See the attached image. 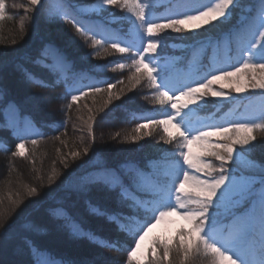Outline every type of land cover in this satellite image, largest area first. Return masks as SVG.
<instances>
[{
	"label": "snow or ice",
	"instance_id": "snow-or-ice-1",
	"mask_svg": "<svg viewBox=\"0 0 264 264\" xmlns=\"http://www.w3.org/2000/svg\"><path fill=\"white\" fill-rule=\"evenodd\" d=\"M40 3L41 0H27V6L14 4L12 7H24L29 13ZM237 3L238 0H177L163 18L153 13L155 0H95L82 9H72L63 0H57L48 10L50 17L70 22L79 36L90 41V46L96 49L95 55L100 56L101 50L104 54L120 53L121 60L115 62L112 71L128 69L132 88L144 82L152 90L151 101L160 106L159 115L136 124L133 131L124 136V142L136 143L151 135V131L145 129L162 128L160 139L176 146L175 151L165 157L164 163L156 166L150 181L146 183L139 179L149 199L123 195L131 188L128 173L132 166L129 165L110 167L96 161L92 172L72 178L77 192L100 186L119 189L122 199H130L135 215L116 218L121 230L132 238L126 264H195L198 260L203 264H264V167L250 159L257 146L253 143L257 140L255 133H264V0H261L257 16L237 33L235 63L213 62L206 71L197 68L181 77L174 74V63L161 64L157 55L158 50L165 47L161 34L167 30L198 35V30L206 25L228 21ZM110 7L120 8L130 20L129 37L98 31L94 23L83 19L90 14L99 16ZM7 10L6 0H0V22L12 19ZM51 52L56 54L50 56ZM41 58H51L52 65L45 66L61 71L67 83L68 65L58 50L46 46ZM31 78L35 80L34 76ZM116 84H123V80H117ZM116 84L107 83L105 87L92 84L80 88L68 84L70 101L66 108L71 109L90 95L95 103L96 97L104 93L106 97H101L103 103L99 108L103 111L113 100L121 98L123 89L113 91ZM214 85L220 87L214 88ZM249 88L260 90L262 99L245 106L238 118L206 123L196 116L198 104L206 95L228 100L231 92L240 94ZM84 107L89 113L93 111L86 104ZM94 121L95 116L89 115L88 133L93 143ZM25 134L32 135L30 132ZM26 143L35 149L39 141L21 139L12 155L25 157ZM89 151V147L84 146L82 152L72 151L69 155L75 160L87 156ZM64 167L68 164L64 163ZM257 168L259 178L254 174L246 175L242 170ZM55 175L53 170L48 177L50 184ZM27 194L31 197L38 194V190L30 187ZM246 201L250 206L237 214L234 210ZM8 212L7 209L0 210V223L5 221ZM172 216H179L186 222L185 226L178 228L173 236L153 237L145 246L149 233L157 225L167 223ZM73 232L83 234L78 227H74ZM37 264H55V261L40 258Z\"/></svg>",
	"mask_w": 264,
	"mask_h": 264
},
{
	"label": "trees",
	"instance_id": "trees-1",
	"mask_svg": "<svg viewBox=\"0 0 264 264\" xmlns=\"http://www.w3.org/2000/svg\"><path fill=\"white\" fill-rule=\"evenodd\" d=\"M14 2L15 5L27 6V0H6L8 16L12 19L6 18L0 22V96H6L10 99L21 112L37 114L39 118H43L46 114V118L52 119V122L55 121L58 125L54 128L51 138L46 141H39L35 149L29 145V152H33L31 158L15 157L12 155L14 150L10 144V116L0 104V158L4 162L3 169H8L9 177H7L6 182L11 183L15 180L19 182L20 179L27 177L28 182L30 181L28 173L30 174L32 171V173H38L40 176V172L43 171V179L37 178L30 183L31 187L37 188L38 194L36 195L39 200L41 199L35 204V208L45 212L48 224L52 225L54 232L63 236L67 242L70 241L77 245L84 244L94 248L97 253L95 251L94 254L91 253L87 260H77L73 257L77 255H72L69 251L63 253L56 247H51L50 244L43 241V239H47L48 231L43 228L33 231L34 221L31 220L34 218L24 217V215L19 216L20 225L18 227L15 218L11 219L12 215L5 219L7 221L11 219V222L2 230V233H6L5 229L7 231L9 229L14 241L17 239L21 242L18 247L22 248L23 254L21 253V255H23L26 264H37V253H45L51 259H58L55 260V264L62 262L77 264V261H84V263L80 262L83 264H123L126 262L127 247L132 238L128 233L121 230L116 218L120 215H135L130 199H122L119 189L109 190L100 186H90L77 192L72 178L92 172L96 161H101L110 167L142 165L150 160H153L155 165L160 158L164 161L165 157L175 151L176 146L174 143L165 144L160 139L163 135L161 128L145 129V131H151V135L136 143L124 142V136L131 133L136 124L143 122L145 118L158 116L160 106L152 103V90L146 83L141 82L132 88L128 80L131 72L128 69L112 71L115 62L121 60L120 53L111 51L110 54H104L101 50L100 56L95 55L96 49L90 46V41L79 36L70 22L50 17L47 13L49 8L54 5V0H41V3L29 13L25 12L24 7H19V9L12 7ZM64 2L72 9H82L95 3V0H64ZM176 2L177 0H155L154 9L172 6ZM260 5L261 0H238L237 6L232 10V15L228 21H215L206 25L198 30V35L175 33L167 30L161 34L165 47L158 50L157 55L160 57V63H174V72L185 70L193 62L191 61L193 51L200 49V56L196 59L195 64L197 68H201L205 64L210 49L213 46H219L223 41L229 43L233 37L236 38L237 33L241 32L251 22ZM83 19L100 26L101 29L110 27L126 35L130 33L131 22L123 10L117 7H110L99 16L90 14ZM22 23L23 28L21 27ZM13 41L15 42L13 43ZM46 46L58 50L59 54L68 61L72 71L100 75L106 81L102 87H105L107 83L116 84L117 80L122 79L123 84H116L113 89L114 92H120V89H123L121 98L113 100L108 107L118 111V108L124 110L128 108L127 106H132L142 112L143 119L134 122V127L127 126L125 129L122 126L124 131L117 136L116 131L104 132L108 126L111 128L110 130L119 126V124L113 123L117 117L114 115L115 111H99L103 101L99 105L98 103L95 104L91 95L82 98L71 109L66 108L70 101L69 98L64 97L62 103H59L57 98L50 100L45 105V108H48L45 114L36 113L27 106L24 108L18 101L13 100V96L6 92L1 77L5 71L10 69L20 76L25 86H30L47 96H54V93L56 96L59 95V90L53 87V85H57L56 80L59 79V73L52 67H45L46 60L41 58V52ZM38 60L41 62L37 63ZM33 76L35 80L31 78ZM99 97H106V94H99L96 100ZM261 99L260 94H248L244 99H239L238 102L220 105L213 99L207 98L198 104L197 114L204 119L211 117L218 119L223 117L228 110L241 111L248 102L256 103ZM85 104L93 109L91 113L84 107ZM85 112L95 116L94 122L96 124L93 123L92 133L95 137L94 143L88 133V122L85 123V120L82 119L83 115H86ZM100 112L108 113V117L111 119L103 117ZM105 119L107 122L103 123ZM79 123L82 124L78 125ZM255 135L257 140L253 143L257 146L250 159L264 167V133L258 131ZM81 138L82 140H80ZM61 141L65 143H61ZM145 144L148 146L147 148L151 149V151H147L149 154H143ZM46 146L49 147L46 148ZM84 146L89 147V154L73 160L69 153L72 151L82 152ZM58 149L59 151H57ZM142 154L143 156H141ZM148 156H154V158ZM64 163L68 164L67 168L64 167ZM53 170L56 173V181L55 184L52 182L50 184L48 177L53 174ZM242 170L246 175L254 174L259 178V168ZM20 186L21 183L15 187L20 189ZM3 190L4 184L0 186V194ZM74 196L77 198V202H67ZM26 205L27 203L19 207L17 214H20ZM249 206L250 203L246 201L234 211L239 214L247 210ZM7 221L0 223V229L4 227L3 225ZM74 227L82 228L93 238L88 239L82 234H74ZM105 243H110L112 246H100ZM195 264H203V261L198 260Z\"/></svg>",
	"mask_w": 264,
	"mask_h": 264
},
{
	"label": "rangeland",
	"instance_id": "rangeland-1",
	"mask_svg": "<svg viewBox=\"0 0 264 264\" xmlns=\"http://www.w3.org/2000/svg\"><path fill=\"white\" fill-rule=\"evenodd\" d=\"M13 4H15V2ZM260 8H261V6L259 7L255 17L259 13ZM17 9H19V7H17ZM168 14H169V12L165 13L163 15V17H166ZM231 46H233V48H234V54L232 55L234 57H232L231 53H230L232 50ZM236 48H237V39L235 38V39H232L231 45H230V43H229V45L227 43H223L219 49H214L212 54L209 56V64L207 65L205 71L207 70L208 66L213 62L235 63L236 62L235 61ZM218 66H222V65H220L218 63ZM190 73H192L191 67H189L187 69V71L184 73L183 76L188 75ZM1 77L3 79L2 84L5 86V88L7 90L6 92L10 96H13L12 97L13 100L18 101L24 108H26V106L30 107L36 113L42 112V114H45L46 111L48 110L47 107L45 108V105L48 104V101L57 98L55 93H54V96L53 95L47 96V95H44V93H41V92L37 91L36 89H33L30 86H25L23 81L20 79V76L12 69L7 70V72L5 71V73H3V75H1ZM2 79H1V81H2ZM222 83H228V82L223 81ZM219 87H220V85H214V88H219ZM224 90L226 92L230 91L229 89H224ZM248 94H260V90H258V89L253 90V89L249 88L248 91H246L244 93H240V94H237L235 92H231L230 98L228 100H221L219 98H214V97H211L210 94L206 95L205 98H211L217 102H221L222 104H224V103H228V102H234V101L238 100L239 98L246 97V95H248ZM101 101H103V100L101 99V97H99L96 100L95 104L98 103V105H99ZM259 102H257V103H259ZM193 107H196V106H193ZM83 110H84V107H83ZM244 110H245V108L240 112H235L233 114V117H231V118H233V119L238 118L240 116V114H242L244 112ZM47 113H50V112H47ZM84 114H86V115L85 116L83 115L82 119L85 120V123H86V122H88L89 115L86 112ZM45 115L43 118H46ZM231 116H232V114H231ZM108 119H111V117H108ZM228 119H230V118H228ZM207 123H213V122L209 121ZM80 124H82V123H79L78 125H80ZM110 129L111 128H109V126H108V129L107 130L105 129L104 132L109 133V131H113V132L116 131L117 133L121 134L124 131V128H122L121 125H119L117 128H112V130H110ZM80 140H82V138ZM48 147L49 146H46V148H48ZM144 147L145 148H144L143 154H145V153L149 154V152H147V151H151V149L147 148L148 146H146V144ZM13 150L16 151L15 148ZM143 154L141 156H143ZM32 155H33V152H29V149H26V156L25 157L31 158ZM3 166H4V162L0 158V186L4 184V190H3L2 194H0V210H5V209L9 210L7 218L12 215L11 219L13 220L15 218L16 224L18 223V225H17V227H18L20 225L19 224L20 223L19 222V216L24 215V217L28 216V218L33 217L34 219L31 220V221H34V223L32 225L33 231L38 229V228H40V229L43 228L46 231H48V233H49L46 237L47 239H43V241L45 243L50 244L51 247H56L57 250H60L63 253H66L67 251H69L72 255H77V256H73L77 260L78 259L87 260L88 257H90L92 252H90L88 249H86V250L80 249V247L77 244L72 243L70 241L67 242V240L63 236H61L58 233H55L54 228H52V225L48 224V222L46 220L45 212L41 211L39 209L37 210L35 208L36 207L35 204H37L41 199L39 200L37 195H33V196L29 197L27 194L28 189L31 187L30 183L33 182L37 178L43 179L44 172L41 171L40 176H38V173H34V172L32 173V171H31L30 174L29 173L27 174L30 176L29 177L30 181H28V182L26 180L28 178L27 177L26 179L25 178L20 179L19 182L18 181L16 182V180H15L14 182L7 183L6 182L8 180L7 177H9L8 169L7 168L3 169ZM31 174H33V175H31ZM41 181H43V180H41ZM55 181H56V177L54 178L52 183L55 184ZM20 183H21L20 187L23 190L21 188L17 189V187H15L16 185L19 186ZM13 201H20V203L14 204ZM71 201L75 203V202H77V198L76 197L70 198L67 202H71ZM26 203H27V205L25 206L24 209H22L21 213L17 214V212L19 211V207H21L23 204H26ZM11 219L9 221L5 220L7 222L4 223V225H3L4 227L2 229H0V264H26L24 261L23 255H21V253L23 254V252L21 251L22 248L21 247L17 248V246L14 245V239L12 238L11 230L9 231V229H8V231H7V229H6V231H5L6 233H4V232L2 233V230L7 227L8 223L11 222ZM185 223L186 222L183 221L179 216H172V217L168 218L167 223L157 225L152 230V232L149 233V236H148V238H146V241H145V246H147V244L151 241V239L153 237L175 235L176 230L182 226H185ZM58 244H60V245L63 244L66 247L68 246V248H66L64 246L58 247ZM17 251H18V254H17ZM19 251H21V252L19 253ZM95 252L97 253V251H95ZM12 257L19 259V261L18 260L16 261V259L12 260ZM80 262L84 263V261H77V264H83Z\"/></svg>",
	"mask_w": 264,
	"mask_h": 264
},
{
	"label": "bare ground",
	"instance_id": "bare-ground-1",
	"mask_svg": "<svg viewBox=\"0 0 264 264\" xmlns=\"http://www.w3.org/2000/svg\"><path fill=\"white\" fill-rule=\"evenodd\" d=\"M47 124H52V119H50V118H42ZM111 127V126H110ZM75 197V196H74ZM73 197V198H74ZM86 230V229H85ZM87 231V230H86ZM16 239V238H15ZM13 242V241H12ZM14 245L15 246H17V248H19L18 246L19 245H21V242H19V241H17V239H16V241H14ZM62 247L63 246V244H58V247ZM79 247H80V249H82V250H86V249H88L90 252H92V254H94V251H95V249L93 248H90V247H88V246H85L84 244H79L78 245ZM65 247V246H64ZM19 253H20V251H19ZM17 254H18V251H17ZM16 259V261L18 260L19 261V259H17V258H14V257H12V260H15ZM15 262V261H14Z\"/></svg>",
	"mask_w": 264,
	"mask_h": 264
}]
</instances>
